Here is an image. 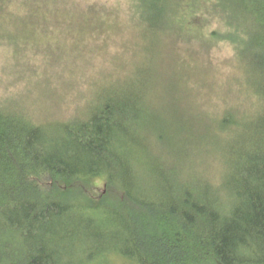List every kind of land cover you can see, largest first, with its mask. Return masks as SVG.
Wrapping results in <instances>:
<instances>
[{
    "label": "trees",
    "instance_id": "1",
    "mask_svg": "<svg viewBox=\"0 0 264 264\" xmlns=\"http://www.w3.org/2000/svg\"><path fill=\"white\" fill-rule=\"evenodd\" d=\"M205 3L200 26L229 48L245 104L197 130L210 148H197L188 125L168 124L154 105L156 77L140 64L96 85L79 111L48 114L22 94L0 96V264H264V0ZM131 7L158 38L194 9L189 0ZM97 9L75 13L74 36L108 28ZM21 25H0V41L35 73L25 32L34 25ZM181 90L190 107L191 86Z\"/></svg>",
    "mask_w": 264,
    "mask_h": 264
},
{
    "label": "rangeland",
    "instance_id": "2",
    "mask_svg": "<svg viewBox=\"0 0 264 264\" xmlns=\"http://www.w3.org/2000/svg\"><path fill=\"white\" fill-rule=\"evenodd\" d=\"M189 1L194 6L192 21L181 29L162 30L158 38L141 27L131 0H9L0 12V25L7 33L23 22L34 25L27 26L25 32L32 39L29 49L37 52L33 58L37 72L16 66L13 53L0 41V96L22 94L19 100L26 106L48 114L79 111L91 95L86 93L96 85L140 64L151 68L156 77L154 105L168 124L188 125L194 131L191 139L198 137L197 148L209 147V137L198 133L202 125L214 129L221 116L237 113L245 104L238 93L242 84L230 64L229 48L223 43L214 44L200 26L203 20L210 19L205 11L206 0ZM92 2L108 19V28L90 40L85 35L74 36L75 13L90 8ZM34 3L39 4L38 10L30 13ZM209 27L214 28V23ZM24 54L21 60L27 58ZM17 84L19 88L14 87ZM182 85L191 86L192 94L186 95L190 107L184 100ZM196 111L203 116L193 117ZM204 140L207 144L202 146ZM214 162L211 158L210 163ZM139 174L143 182H150L153 176L145 169H140ZM110 246L123 247L121 243ZM106 254L112 256L113 251Z\"/></svg>",
    "mask_w": 264,
    "mask_h": 264
}]
</instances>
